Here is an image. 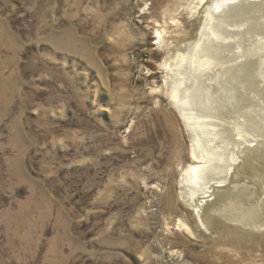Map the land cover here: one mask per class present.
I'll use <instances>...</instances> for the list:
<instances>
[{"label": "rangeland", "instance_id": "374dc122", "mask_svg": "<svg viewBox=\"0 0 264 264\" xmlns=\"http://www.w3.org/2000/svg\"><path fill=\"white\" fill-rule=\"evenodd\" d=\"M205 1L0 0V264H264L259 177L232 167L222 186L234 192L212 200V218L180 184L193 129L173 80L187 73L188 96L210 23L248 12ZM197 106L188 117L208 113ZM252 116L241 121L262 146ZM203 122L192 119L199 132Z\"/></svg>", "mask_w": 264, "mask_h": 264}, {"label": "bare ground", "instance_id": "6f19581e", "mask_svg": "<svg viewBox=\"0 0 264 264\" xmlns=\"http://www.w3.org/2000/svg\"><path fill=\"white\" fill-rule=\"evenodd\" d=\"M199 2L206 4L209 1L199 0ZM240 3H242V6L246 5L248 12L242 17L244 19L239 22L227 21L228 14V16L223 14L216 16V14H213L217 18L212 23L209 22L211 27L203 34V37H205L199 44L202 50L195 54L194 64L191 63L196 68L194 81L191 79L193 86H195L194 89L193 87L187 88L188 93L186 95L188 96L182 97L183 99L180 96L181 85L185 84L188 79L187 77L185 78L187 73L185 71L179 72V75L185 72L184 78L173 80L175 84L172 99L184 111V115L190 121L189 126L193 129L191 133L192 149L190 156L192 163L190 162L191 164L183 173L180 184L183 190H187L186 201L196 212H200L203 209L204 216L207 214L205 218L210 217L208 215L210 213L209 209L211 206L213 207V203H216L213 201L219 198V201L227 203L229 193L231 192L232 195L234 192L233 189H225L226 187L223 188L222 186L223 183H226V185L230 183L226 180H228L227 176L232 171V167L235 168L234 173H232L233 175L235 174L237 180L257 176L260 178L262 184L264 183L263 175L255 172L256 162L262 163L263 161L264 145H256L260 140L254 139L257 136L255 137L254 133L249 132L252 130L248 128L249 126L247 127V120L246 122L241 121L242 117H246L247 119L249 115H255L259 121L262 120L264 123V0H242ZM211 8V4L205 6V21L208 18L214 19L210 15L212 12L210 11ZM216 12L220 11L217 10ZM252 13H254V17H249ZM227 26L238 29V33L231 35V31L228 32L229 27L227 28ZM232 36L237 37L239 41L244 40L245 43H231L229 39ZM249 42L251 43L250 45ZM237 45L241 49L243 48L242 53L240 52L241 55L239 57L230 56L231 54L234 55L232 51ZM208 46L209 50L207 49ZM248 49L250 50L249 53H247ZM207 51L209 57L205 56ZM253 56L256 57L253 58ZM214 60H218L219 65L217 64L212 67L211 64ZM221 63L225 65L222 66L223 64ZM210 70L212 73L208 74ZM231 73L233 74L229 75ZM202 80L210 82L206 89L201 86ZM207 89H209L208 93ZM195 105H198L197 107H208V113L199 111V115L194 114L191 118L188 117L184 106L195 108ZM199 117L204 120L201 128L206 129V131L199 132L193 125L192 119L195 120ZM256 134L260 136L263 133H258L256 130ZM252 141H255V145L251 144ZM250 144L254 145L255 148L248 149L252 148L248 146ZM248 155L252 158H249ZM237 161L240 162V165L235 164ZM233 175L229 178L232 183L235 180ZM241 190L244 191V188ZM240 194L244 195L246 192H241ZM215 197L216 199H214ZM218 204L220 203L218 202ZM204 220L206 221V219Z\"/></svg>", "mask_w": 264, "mask_h": 264}]
</instances>
